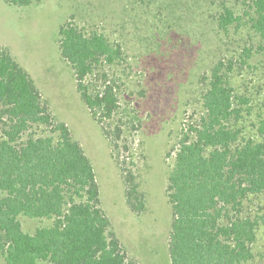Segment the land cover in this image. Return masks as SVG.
<instances>
[{
    "label": "trees",
    "instance_id": "trees-1",
    "mask_svg": "<svg viewBox=\"0 0 264 264\" xmlns=\"http://www.w3.org/2000/svg\"><path fill=\"white\" fill-rule=\"evenodd\" d=\"M25 7L41 0H4ZM242 13L224 5L210 22L219 37L233 27L264 44V0H244ZM62 57L77 90L112 146L130 209H146L138 176L121 159L120 96L107 68L124 60L120 44L100 32L60 27ZM238 59L256 68L259 51ZM264 47L260 48L262 51ZM235 57L211 67L200 107L181 131L169 175L173 206L171 264H250L264 227V112L235 79ZM241 64V63H240ZM242 65V64H241ZM0 256L6 264H140L128 254L101 206L90 158L57 120L30 74L0 46ZM132 130L141 121L130 117ZM44 127L41 134L31 129ZM170 156V153H169ZM51 220L33 233L20 217Z\"/></svg>",
    "mask_w": 264,
    "mask_h": 264
},
{
    "label": "rangeland",
    "instance_id": "rangeland-1",
    "mask_svg": "<svg viewBox=\"0 0 264 264\" xmlns=\"http://www.w3.org/2000/svg\"><path fill=\"white\" fill-rule=\"evenodd\" d=\"M244 0H41L25 7L0 0V46L30 74L59 121L65 122L90 158L100 189L101 206L129 255L140 264H171L173 206L169 175L182 128L200 107L211 67L235 57V79L251 91L256 115L264 112V44L233 27L219 37L210 22L223 6L242 13ZM71 22L86 34L103 33L121 45L124 60L107 68L115 79L123 127L121 159L138 176L146 209L134 213L112 154V146L77 90L73 67L59 47L61 25ZM254 44V63L238 59ZM242 65H241V64ZM0 104V112H1ZM130 117L141 121L131 129ZM0 120V138L5 127ZM43 133L45 128L33 127ZM170 153V156H169ZM24 231L51 220L20 217ZM256 258L264 264V227L258 233ZM0 264H6L0 256Z\"/></svg>",
    "mask_w": 264,
    "mask_h": 264
},
{
    "label": "crops",
    "instance_id": "crops-1",
    "mask_svg": "<svg viewBox=\"0 0 264 264\" xmlns=\"http://www.w3.org/2000/svg\"><path fill=\"white\" fill-rule=\"evenodd\" d=\"M131 256V255H130Z\"/></svg>",
    "mask_w": 264,
    "mask_h": 264
}]
</instances>
